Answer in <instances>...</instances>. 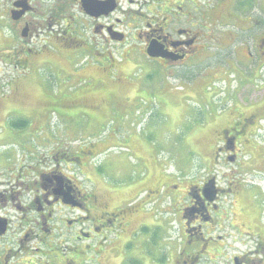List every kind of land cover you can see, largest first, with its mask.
Listing matches in <instances>:
<instances>
[{"label": "flooded vegetation", "instance_id": "af4514ba", "mask_svg": "<svg viewBox=\"0 0 264 264\" xmlns=\"http://www.w3.org/2000/svg\"><path fill=\"white\" fill-rule=\"evenodd\" d=\"M4 5V19L17 18L11 22L17 26L20 51H25L23 64L29 57L82 55L98 62L91 69L96 66L93 69L102 75L116 72L124 62L130 71L143 67L147 76L188 80L204 70L224 69L233 60L239 63L240 68L233 65L240 76L235 88L241 91L243 84L252 82L259 92L254 100L232 101L229 110L213 120L214 165L194 169L203 174H193L189 181L174 179L177 184L188 183L181 197H167L168 205L176 207L178 233L182 230L180 251L172 264H201L211 245L218 246L214 248L218 255L225 235L218 231L212 237L204 228L219 229L227 216L228 221L235 220L233 204L250 198L241 218L258 221L261 231L243 234L246 239L238 242L250 244V249L230 264L264 263L257 182L250 181L264 170V0H4ZM48 110L46 105L32 113L29 131L24 122L25 133L7 132L24 143L16 157L37 155L40 146H54L26 165L22 159L19 164L1 161L0 264H103L106 244L121 240L129 219L137 224L147 219L145 205L152 193L156 199L165 193L146 187L152 181L151 151L135 137L125 138L131 157L148 169L147 179L112 189L100 177V160L114 148V139L92 140L76 153L66 152L55 134L39 137L40 128L49 130ZM16 112L24 111L9 108L5 114ZM31 138L37 147L28 149ZM154 176L168 178L159 169ZM87 183L98 187L95 194L87 192ZM136 189L141 192L131 196ZM101 191L103 196L97 194ZM112 200L116 207L111 208ZM227 201L232 206L225 207ZM122 203L128 209L120 210ZM136 234L122 239L121 250H109L119 252L112 264H151L150 259L126 263L124 254L133 251L131 240Z\"/></svg>", "mask_w": 264, "mask_h": 264}, {"label": "rangeland", "instance_id": "374dc122", "mask_svg": "<svg viewBox=\"0 0 264 264\" xmlns=\"http://www.w3.org/2000/svg\"><path fill=\"white\" fill-rule=\"evenodd\" d=\"M5 10L4 0H0V123L6 118L5 124L0 127V162L19 164L22 159L26 165L30 158H42L52 149L54 145L48 144L40 146L37 155L20 154L16 157L17 148L25 149L24 143L7 135L8 131L25 133L22 124L26 122L28 130V123L34 116L32 113L46 105L50 112L49 130L40 126L39 137L55 134L66 152L76 153L79 146L92 140L114 139L111 144L114 148L107 151L100 160V177L112 189L136 179H147L148 169H144L131 157L128 142L124 139L135 137L144 142L151 151L149 168L152 170V181L148 180L146 187L151 190L160 189L165 193L160 199H156L152 193L150 201L145 205L147 219H142L141 224H137L134 218L129 219L121 240L116 244H106V253L101 261L103 264L114 263V256H118L119 252L109 250H121L120 244L127 236L137 232L131 240L133 251L128 250L124 254L126 263L150 259L151 264H172L180 251L182 230L178 233L176 207L168 205L167 197H181L188 179L193 174H196L195 177L203 174L195 173L194 169L214 165L211 156L215 142L213 120L219 113L228 111L232 101L254 100L259 92L256 84H243L241 91L235 88L240 76L233 65H238V68L241 66L235 60L225 63L224 69L216 72L204 70L188 80L164 75L147 76L143 67H134L130 71L124 62L120 63L116 72L102 75L99 71L100 75L93 69L99 63L82 55L66 59L60 54L50 56L47 60L29 57L23 64L25 51H20L17 26L11 22L14 20L4 19ZM9 108L24 112L7 115L5 111ZM36 147V140L31 138L28 149ZM157 169L168 178H156L154 174ZM253 175L257 179L250 178V181L257 182L259 199L256 204L258 211H261L264 230L263 168L260 174ZM238 178L249 177L240 175ZM174 179L188 181L177 184ZM95 184L98 185L96 181ZM84 187L88 193L93 190L94 194L98 189L92 188L93 185L89 183ZM140 192L141 189H136L130 194L133 196ZM97 194L103 196L102 191ZM129 200L131 202L132 199ZM249 200L251 198L244 203L239 200L235 204L228 201L224 203L225 207L235 205V212H232L235 220L228 221L227 216L224 225L220 226L224 229L204 228V232L212 237L220 231L226 239L218 255H215L214 249L218 246L211 245L209 254L201 264H230L232 258L247 252L250 244H239L240 239L247 237L241 234L261 231L258 221L251 223L246 217L241 218L248 210L246 205ZM110 205L111 208L116 207V202L112 200ZM126 209L128 206L122 203L120 210ZM240 209L243 210L240 212ZM232 221L234 227L228 224ZM145 229L148 231L145 232ZM109 237L108 240L112 241V235Z\"/></svg>", "mask_w": 264, "mask_h": 264}, {"label": "water", "instance_id": "95a60500", "mask_svg": "<svg viewBox=\"0 0 264 264\" xmlns=\"http://www.w3.org/2000/svg\"><path fill=\"white\" fill-rule=\"evenodd\" d=\"M16 19H17V18H15V19L13 18V20H15V21H16Z\"/></svg>", "mask_w": 264, "mask_h": 264}, {"label": "crops", "instance_id": "0c3cea01", "mask_svg": "<svg viewBox=\"0 0 264 264\" xmlns=\"http://www.w3.org/2000/svg\"><path fill=\"white\" fill-rule=\"evenodd\" d=\"M241 235H243V234H241ZM241 235H240V236H241Z\"/></svg>", "mask_w": 264, "mask_h": 264}]
</instances>
